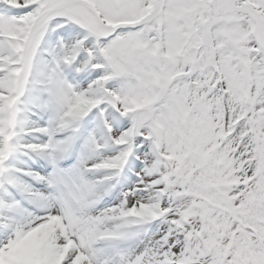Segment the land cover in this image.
Returning a JSON list of instances; mask_svg holds the SVG:
<instances>
[{
	"label": "snow or ice",
	"instance_id": "snow-or-ice-1",
	"mask_svg": "<svg viewBox=\"0 0 264 264\" xmlns=\"http://www.w3.org/2000/svg\"><path fill=\"white\" fill-rule=\"evenodd\" d=\"M0 264H264V0H0Z\"/></svg>",
	"mask_w": 264,
	"mask_h": 264
}]
</instances>
